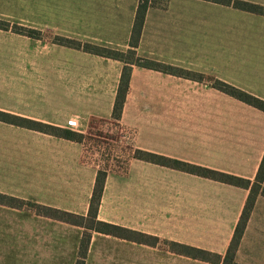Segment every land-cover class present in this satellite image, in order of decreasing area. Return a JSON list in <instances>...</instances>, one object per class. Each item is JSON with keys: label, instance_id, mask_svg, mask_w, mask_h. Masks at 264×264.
Returning a JSON list of instances; mask_svg holds the SVG:
<instances>
[{"label": "crops", "instance_id": "1", "mask_svg": "<svg viewBox=\"0 0 264 264\" xmlns=\"http://www.w3.org/2000/svg\"><path fill=\"white\" fill-rule=\"evenodd\" d=\"M264 7V0H230ZM139 0H0V112L84 137L114 122L124 67L129 78L114 123L124 167L87 157L80 143L0 122V264H75L84 229L37 215V205L86 217L98 172L96 220L136 234L89 232L84 264H214L171 249L220 257L250 190L135 158L150 154L254 182L264 156V113L213 88L225 83L264 101V17L216 0H166L146 12L136 56L180 77L58 45V38L126 53ZM73 127H70L69 124ZM264 186V182L262 184ZM257 196L235 254L250 230Z\"/></svg>", "mask_w": 264, "mask_h": 264}, {"label": "trees", "instance_id": "2", "mask_svg": "<svg viewBox=\"0 0 264 264\" xmlns=\"http://www.w3.org/2000/svg\"><path fill=\"white\" fill-rule=\"evenodd\" d=\"M216 1H224L226 5H232L233 8L249 12L252 14L260 15L264 17V7L254 6L246 3L241 2H231L230 0H216ZM166 4V3H165ZM164 6H156L154 4H151L148 0H139L138 8L136 11V16L134 20V25L132 29V34L130 37L129 42V50L126 53H119L115 51H110L107 49L91 46L88 44H81L78 42H74L67 39H56V43L61 46H65L72 49L82 50L83 52L110 58L114 60H118L123 62L125 65H136L145 69L158 71L164 74H170L180 77H185L190 75H186L185 72L179 71L177 69H174L169 66H165L162 64H158L155 62H151L142 58H139L136 56V48L138 45V41L140 38L141 30L143 27L144 19L146 12L149 8H158L163 9ZM0 30L3 31H12L13 33L23 35V36H33V33L30 31H26L24 28L20 27H10L9 24L1 22L0 21ZM129 56L132 57V59L128 58ZM129 78V68L124 67V70L122 72V77L120 81L119 90L117 93L116 102L114 104L113 114L112 118L115 121H118L120 117V112L124 100V96L126 93L127 83ZM213 88L222 92L223 94H226L254 109H257L264 113V101L247 94L239 89H236L230 85H227L225 83H214ZM0 122L11 124L15 126H19L22 128H26L29 130H34L43 134H48L57 138H61L64 140L80 143L82 139L84 138L82 135L72 132L67 129L58 128L50 125L40 124L36 122H32L26 119H19L15 118L7 113L0 112ZM135 158H139L141 160H145L150 163L159 164L162 166H165L170 169H174L183 173L192 174L194 176H198L201 178L209 179L212 181L224 183L230 186L247 189L250 190L248 200L246 202V206L244 208V211L242 213L241 219L235 229L233 239L230 243V246L226 252V255L222 261H220V257L212 255L210 253H206L194 248L190 247H181L179 245H172L171 249L175 252H178L179 254L185 255L187 257L214 263V264H236L235 263V254L236 250L238 248L240 238L242 237L244 227L247 223V220L249 218L250 212L253 208L255 199L253 200V191L254 186H258L261 192V196L264 198V187H262V184L264 182V156L262 158L261 164L259 166L256 178L254 182H250L248 180L240 179L225 173L209 170L207 168L194 166L186 163H181L176 160L172 159H164L159 158L150 154H143L138 153L136 154ZM104 174L101 172H98L96 183L94 187V191L92 194V198L90 201V207L89 211L86 217H80L73 214H69L63 211L54 210L47 207H41L37 205H27L28 207L32 208L37 215L53 219L59 222H63L72 226L80 227L84 229V234L82 236V240L80 243L77 261L75 264H84V260L87 253V247L90 239L89 232H96L99 234L112 236L115 238H120L124 240H133L136 237L135 233H132L130 231H127L125 229L112 226L106 223H102L96 220V214L97 209L100 201V196L103 189V182H104ZM0 205L7 206L14 209H21L26 204L22 201H19L17 199H14L12 197L0 195Z\"/></svg>", "mask_w": 264, "mask_h": 264}, {"label": "rangeland", "instance_id": "3", "mask_svg": "<svg viewBox=\"0 0 264 264\" xmlns=\"http://www.w3.org/2000/svg\"><path fill=\"white\" fill-rule=\"evenodd\" d=\"M156 6H164L166 0H148ZM11 27V26H10ZM13 27V26H12ZM128 58L132 59L131 56ZM84 135V148L87 157L100 167H124L127 159L122 151L125 146L119 141V129L114 122L92 121L88 124ZM264 187V186H262ZM258 186H254L253 197H262ZM254 217L250 223V230L243 241V246L238 255L240 262L236 264H264V198L258 199Z\"/></svg>", "mask_w": 264, "mask_h": 264}, {"label": "built area", "instance_id": "4", "mask_svg": "<svg viewBox=\"0 0 264 264\" xmlns=\"http://www.w3.org/2000/svg\"><path fill=\"white\" fill-rule=\"evenodd\" d=\"M69 126H70V127H73V125H72L71 123L69 124Z\"/></svg>", "mask_w": 264, "mask_h": 264}]
</instances>
